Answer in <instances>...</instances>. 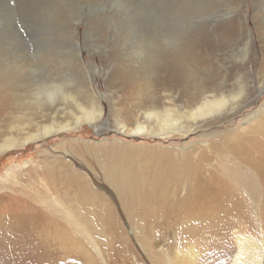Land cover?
Listing matches in <instances>:
<instances>
[{
	"label": "rangeland",
	"instance_id": "obj_1",
	"mask_svg": "<svg viewBox=\"0 0 264 264\" xmlns=\"http://www.w3.org/2000/svg\"><path fill=\"white\" fill-rule=\"evenodd\" d=\"M225 25H230L229 33ZM225 38L230 40L227 42ZM197 44L202 49L216 51L215 57L207 58L210 65L195 69L198 80L183 86L163 81L162 74L151 73L159 63L156 61L159 54ZM123 68L133 72L132 81L121 78L119 72ZM215 74L218 80L225 78L228 86L235 85L230 90H239L243 84L239 101L233 103V107L238 109L235 117L220 126L208 125L190 134L174 133L161 138L155 135L154 130L153 134L129 136L131 131H128L135 128L136 120L144 122L138 115L145 108L158 106V109L176 112L179 108L183 112L189 99L200 103L203 97H200L197 82L203 80L204 83V79ZM263 76L264 0H0V215L16 213L9 208L11 203L16 204L18 212L22 213L32 193L46 190L43 188L44 160L46 163L52 160L56 166L63 164L61 169L67 168L83 176L104 203L111 206L113 214L112 223L103 231V220L98 217L102 215L106 219L105 208L102 206L87 214L81 198L77 197V202L70 203L61 189L62 203L72 207L68 214L74 215L72 218L78 221L81 218L92 221L94 229L91 224L85 229V234L90 237L85 241L88 244L77 240L82 245L77 244L80 249L68 242L64 247L50 239L44 241L40 233L39 240L28 241L16 250L22 258L19 263L153 264L141 241L144 237L151 242L152 230L142 228V223L140 225L135 217L120 208V199L105 180L103 165L112 158L114 147L116 150L136 148L135 151H142L132 161L139 164L140 160L142 168L154 169V164L168 157L163 152L164 157L161 151H178L180 154L191 151L202 142L210 144L208 150L211 151L205 157L213 164L217 155H226L224 150H212L222 149L215 144L220 141L219 137H231L240 132L249 124H243L249 114H255L253 120L256 121L264 114ZM53 87H59L60 94L63 91L66 97L58 94L57 90L49 98L48 92ZM78 105L86 110L93 108L101 115L92 123L81 119L76 122L80 116ZM54 123L68 128L24 143L31 136L40 134L44 126ZM152 126L150 123L149 127ZM137 176L146 183L153 181L149 173ZM247 184L251 182H245V189L257 190L253 186L257 184ZM257 194V199L263 200L258 191ZM262 200L258 201L260 207ZM61 212L49 213L55 219H62L64 223L59 221L62 224L60 229L73 238L72 223H68ZM50 222L55 224L57 221ZM241 230L249 232L251 229L244 227ZM259 231V228L251 230L253 235L249 237L262 242ZM25 232L27 234V229ZM14 234L16 238L21 237ZM180 236L181 232H165L159 236L158 247L170 255L171 249L180 250ZM219 236L207 240V250L201 249L197 264H231L236 235L231 231ZM44 242L53 245L44 250ZM224 251L231 253L227 256ZM3 258L0 254V264H15Z\"/></svg>",
	"mask_w": 264,
	"mask_h": 264
},
{
	"label": "bare ground",
	"instance_id": "obj_2",
	"mask_svg": "<svg viewBox=\"0 0 264 264\" xmlns=\"http://www.w3.org/2000/svg\"><path fill=\"white\" fill-rule=\"evenodd\" d=\"M226 27V32L229 33L230 25ZM215 55V50L209 48L202 49L199 44L191 45V47H178L174 51L159 54L157 58L155 56L156 61L159 63L151 73L153 75L162 74V80L165 82L173 81L177 85L186 86L190 82L198 80L195 69L198 70L202 66L210 65L211 63L207 58H210V56L215 57ZM148 68L150 70V67ZM129 72L128 68H123L119 74L123 80L128 82L134 78H131L133 72ZM220 79L221 81H219ZM220 79L218 80L217 74L212 78L204 79V83L200 79L201 81L197 82V84L200 97H203L201 102L198 103L195 99H189L186 103L187 109L185 108L183 112L178 107L177 112L167 108L158 109V106H151L147 109L145 108V110L142 109L143 112L138 116L144 122L140 123L136 120L134 122L135 128L128 131H131V135L129 134V136L137 137L144 133L153 134L154 130H156L155 135L161 138L168 137L174 133L190 134L199 128H206L208 125L211 127L220 126L229 119H232L238 113V109L233 107V103L239 101L243 93V84L239 90L233 91L230 88L235 85H231L232 87H230L225 78L222 77ZM262 85L264 86V81ZM57 90L58 94H60L59 91L61 90H59V87H53L48 92V97L54 96ZM195 93H197V90ZM60 95L64 98L66 97L63 91ZM158 104L156 103V105ZM78 108L80 109V116L76 118V122H78V119H81L92 123L101 115L93 108L86 110L81 105H78ZM243 108L247 107L243 106ZM133 116L135 115L133 114ZM255 117V114H249L243 120L244 125L249 124L245 125L246 127L241 129V131L239 130L240 132L233 134L231 137H229L230 135L219 137L220 141L215 144L220 145L222 149L214 148L212 150H224L226 155H221V153L217 155L218 157L214 160L213 164L205 157L206 153L211 151V149L208 150L210 144L208 145L206 142L199 143L195 145L197 147L191 148L189 152L196 153L193 156L188 151L181 152L180 154L177 153L178 151L175 153L169 150L161 151L162 155L165 152L168 157L163 161L160 160L161 162H158V164H154V169H150L151 167L147 169L145 167L142 168L140 160L139 164L133 162L134 157L136 159L142 150L139 151L140 149H137L138 151H135L136 148L134 150L133 148H120L116 150L114 147L115 151L112 154V158L107 160V163L103 165L105 180L120 199V208L129 214V216L135 217L136 222H139L140 225L142 223V228L145 227L147 230H152V233L148 231L154 235H152L151 242L144 237H142L141 241L144 242V250L150 255L153 264H197L201 256V249L207 247L205 245L207 240L218 238L221 233L231 231L236 235L235 240L233 239L235 251L232 253L231 264H264V114L258 121L253 120ZM150 123L153 124L152 127L155 129L149 127ZM131 127L133 126L131 125ZM67 128V126L59 127L55 123L44 126L40 134L31 136L24 143L46 138L53 133H60ZM109 149L111 148L109 147ZM152 149L150 153L153 154L154 150ZM163 156L165 157V155ZM45 157L47 158V156ZM41 159L43 160L44 158ZM47 163L45 160L42 162V168L44 169L43 188L46 190L32 193L30 200L25 202L22 213L18 212L16 204L11 203L9 208L14 209L16 213L12 215L5 214V216L3 214L0 215V245L2 246L0 254H3V260L21 264L22 262L19 263V260L22 258L16 250L28 241L39 240L41 238L40 233L43 234L44 241H49L50 239L54 244H60L64 247H66L67 242L74 243L77 246V244H81L77 240H81L83 243L87 241V237L89 236L85 234V229L89 227V224L93 227L92 221H85V218H81L84 221L81 220V222L79 220V222L75 217L72 218L74 215L70 216L68 214L71 213L72 207H66L62 203L61 196L63 195L61 194V189L68 195L65 196L69 198L68 202L70 203L77 202V197L81 198L83 200V209H86L87 214H90V211L95 212L96 209L98 210L103 206L105 208L106 219L102 215L98 217V219L103 220V223L100 220L103 231H106L107 226L112 223L113 214L111 206L108 203H104V199L91 188L83 176L80 177L78 173L66 170L67 168L61 169L63 164L56 166L57 163L52 160L50 162L47 160ZM156 165H158V168ZM66 167L68 166L66 165ZM143 172L151 174L153 181L149 183L144 182V180L142 181L141 179L143 178L138 177L137 174H143ZM155 172L156 174H154ZM58 174L61 177H58ZM246 181L247 183L249 181L251 184L252 182L257 184L253 185L257 190L245 189L244 185ZM251 184L247 185L252 186ZM258 185H260L259 189ZM257 191L262 195L263 200L262 198L260 200L257 199L259 196ZM51 194L53 198H51ZM261 200L262 205L260 207L258 206V201ZM12 205L14 207H11ZM61 207H65V210H61ZM50 211L54 212V214L63 211L61 213L67 217L68 223H72L71 229H74L72 230L74 233L73 238L65 230L60 229V225L62 224L59 223L63 222L62 219H55L49 213ZM79 216L77 217L80 218L81 216ZM50 220H56L57 222L54 224ZM244 227L251 230L259 228L261 231L259 237H262L263 241L257 242L255 239L250 238L249 236L253 235V232L251 230L249 232L241 230ZM30 228H32L33 232L31 230L28 231ZM25 229H27V234H25ZM169 231L175 234L181 232L179 239L182 240L180 242L181 245L178 247L180 250L173 248L174 250L171 249L169 251L170 255L163 248L158 247V243H160L159 236H163L165 232ZM14 233L20 234L21 237L16 238L13 236ZM53 243L44 242V250H47L46 248H49V245H53ZM205 249L207 250V248ZM210 251L215 252V250ZM230 253L228 251L223 252L227 256Z\"/></svg>",
	"mask_w": 264,
	"mask_h": 264
}]
</instances>
